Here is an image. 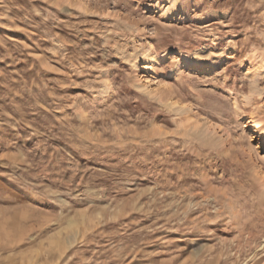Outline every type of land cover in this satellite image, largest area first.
<instances>
[{"label": "rangeland", "instance_id": "rangeland-1", "mask_svg": "<svg viewBox=\"0 0 264 264\" xmlns=\"http://www.w3.org/2000/svg\"><path fill=\"white\" fill-rule=\"evenodd\" d=\"M264 0H0V264H264Z\"/></svg>", "mask_w": 264, "mask_h": 264}, {"label": "bare ground", "instance_id": "bare-ground-1", "mask_svg": "<svg viewBox=\"0 0 264 264\" xmlns=\"http://www.w3.org/2000/svg\"><path fill=\"white\" fill-rule=\"evenodd\" d=\"M262 147H263V149H264V142H262Z\"/></svg>", "mask_w": 264, "mask_h": 264}]
</instances>
